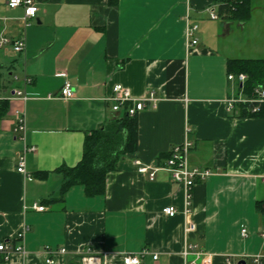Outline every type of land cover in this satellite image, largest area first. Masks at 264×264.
Listing matches in <instances>:
<instances>
[{"label": "crops", "instance_id": "obj_1", "mask_svg": "<svg viewBox=\"0 0 264 264\" xmlns=\"http://www.w3.org/2000/svg\"><path fill=\"white\" fill-rule=\"evenodd\" d=\"M6 2L0 30L24 35L25 48L0 46V72L8 70L0 95L8 101L0 118V242L11 251L0 264H46L47 257L80 264L88 248L110 252L107 264L143 249L139 264H184L192 243L211 255L210 264L228 257L249 264L264 253V216L255 208L264 200V111L241 115L238 105L226 106L246 95L228 79L235 75L228 60L264 58V7L251 0L249 18L240 21L220 15L214 0H33L38 9L24 27L23 7ZM186 21L198 25L188 47ZM65 80L71 98L59 96ZM115 84L133 97L153 91L157 98L135 115L136 148L107 173L103 194L89 196L79 184L61 193L59 168L80 160L87 133L121 115L109 99ZM16 88L27 99L13 95ZM16 110L24 114V141L13 130ZM186 139L190 166L210 170L192 188L188 217L180 183L163 169L150 179L132 162L161 166ZM24 145L36 148L25 153L31 180L16 170ZM166 205L177 213L164 214ZM186 219L194 224L189 232Z\"/></svg>", "mask_w": 264, "mask_h": 264}, {"label": "built area", "instance_id": "obj_2", "mask_svg": "<svg viewBox=\"0 0 264 264\" xmlns=\"http://www.w3.org/2000/svg\"><path fill=\"white\" fill-rule=\"evenodd\" d=\"M7 7L16 8L18 6L23 7V15L21 16V21L24 27L29 25V20L33 19L36 15L37 6L33 0H7ZM210 18L216 19L218 16L213 10L209 13ZM6 20L5 17H0V26L2 22ZM185 27V43L186 46H190L197 42L194 36L198 29V25L195 23H190L186 21ZM10 45L15 52H21L25 48V37L24 35L19 36L17 39H11L6 36L2 30H0V46ZM13 80H19L17 75H12ZM228 79H235L242 86L246 75L244 73L229 74ZM23 83H28L29 78L23 77ZM113 95L109 97L112 101L111 109L113 112L118 114L126 113L129 116L136 115L137 112L143 110L147 105L154 107L157 101L156 96L153 91H149L147 95L136 98L130 93V90L121 84H115L112 88ZM13 95L19 96L24 100L27 99V94L22 89H14ZM59 96L62 98H71L73 96V88L69 81L65 80L63 85L59 90ZM235 105L246 106L247 111L250 113H259L261 108H264V85H257L254 88L253 96H238L229 97L226 100L227 110L234 109ZM13 130L18 133V138L24 141L25 138V119L24 114L16 110L15 111V125ZM191 147V142L189 140H184L180 144L173 145L169 151L168 155L161 166H150L143 164L139 159H134L132 162L136 166V170L139 173L147 174L150 179L156 176L158 170H166L171 177V180L180 183L184 188V210L183 214L188 217L190 214L189 206L191 204L192 198V188L194 184L198 181L203 180L209 175L210 170L202 169L199 167H192L189 164V150ZM34 145H24L22 151L17 156L16 170L22 173L28 180L32 179L30 173L25 170V153L26 151H35ZM33 208L36 210H43L42 205L33 204ZM164 214L168 216H174L177 213V209L173 205H166L161 210ZM185 231L189 232L194 229V224L186 219ZM241 235L246 236V229L241 228ZM264 236V233H262ZM17 238L23 240V232L17 235ZM16 250L24 252L23 244L17 246ZM10 249L5 242H0V260H7L10 255ZM146 253V250H141L138 253H123L121 255L122 264H139L140 257ZM110 252L104 251L100 254H94L88 248L86 254L81 257L80 264H107L106 258ZM184 257V264H210L211 255L204 250L200 249L196 244H186L182 251ZM156 258V254L152 255ZM243 260H232L230 257L227 258L226 264H243ZM54 260L51 257H47L45 260L46 264H53ZM244 264H246L244 262ZM249 264H264V253L254 254L251 256V262Z\"/></svg>", "mask_w": 264, "mask_h": 264}, {"label": "trees", "instance_id": "obj_3", "mask_svg": "<svg viewBox=\"0 0 264 264\" xmlns=\"http://www.w3.org/2000/svg\"><path fill=\"white\" fill-rule=\"evenodd\" d=\"M218 12L224 18L245 21L250 16L251 0H214ZM228 71L244 73L246 79L241 88L247 96L254 95L257 85H264V58H238L228 60ZM5 88L0 72V95ZM8 110V101L0 98V118ZM241 115L250 113L246 106H239ZM136 116L126 113L119 115L84 137L80 160L71 167H60L63 175L60 192L64 193L72 185H82L89 196L101 195L105 191L108 172L114 170L119 159L136 148ZM168 155V153H167ZM256 210L264 216V200L256 201Z\"/></svg>", "mask_w": 264, "mask_h": 264}, {"label": "rangeland", "instance_id": "obj_4", "mask_svg": "<svg viewBox=\"0 0 264 264\" xmlns=\"http://www.w3.org/2000/svg\"><path fill=\"white\" fill-rule=\"evenodd\" d=\"M254 5H259V6H261V7H264V0H254ZM12 71H15L16 73H18V71L17 70H12ZM1 73H2V80L3 79H6L7 77H8V70L6 69H2L1 70Z\"/></svg>", "mask_w": 264, "mask_h": 264}, {"label": "water", "instance_id": "obj_5", "mask_svg": "<svg viewBox=\"0 0 264 264\" xmlns=\"http://www.w3.org/2000/svg\"><path fill=\"white\" fill-rule=\"evenodd\" d=\"M244 264V263H243Z\"/></svg>", "mask_w": 264, "mask_h": 264}]
</instances>
